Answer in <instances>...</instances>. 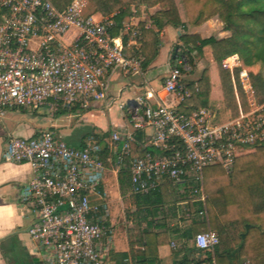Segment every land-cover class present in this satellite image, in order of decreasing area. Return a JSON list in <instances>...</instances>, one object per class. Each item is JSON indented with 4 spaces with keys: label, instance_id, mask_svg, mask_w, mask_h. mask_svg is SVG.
<instances>
[{
    "label": "built area",
    "instance_id": "obj_1",
    "mask_svg": "<svg viewBox=\"0 0 264 264\" xmlns=\"http://www.w3.org/2000/svg\"><path fill=\"white\" fill-rule=\"evenodd\" d=\"M114 25L110 18L97 20L85 13L80 0L64 9L51 0H0V119L10 109L48 103L58 111L87 109L109 98L108 75L114 67L143 74L140 26L128 24L113 36ZM183 63V58L176 59L163 84L174 102L155 100L156 92L148 86L129 101V127L123 134L112 131L108 139L110 150L121 144L110 159L112 171L118 173L130 157L131 193L148 194L167 183L180 194L188 191L189 197L177 203L178 224L192 221L190 201L201 202L199 216L210 220L206 167L231 170L236 157L264 142V103L213 125L210 107L180 112L178 106L190 95L182 80ZM222 67L231 72L241 67L238 55L224 59ZM240 77L245 88L249 78L243 68ZM139 131L145 133L143 155L134 151ZM103 150L94 135L75 147L50 129L8 139L4 160L32 165L21 202L36 214L28 233L39 248L41 264H116ZM183 242L214 253L220 238L209 229ZM191 258L189 264L201 260Z\"/></svg>",
    "mask_w": 264,
    "mask_h": 264
},
{
    "label": "trees",
    "instance_id": "obj_2",
    "mask_svg": "<svg viewBox=\"0 0 264 264\" xmlns=\"http://www.w3.org/2000/svg\"><path fill=\"white\" fill-rule=\"evenodd\" d=\"M51 1L58 9H64L74 0ZM91 1L95 12L104 17L113 15L115 25L111 34L117 36L123 27L124 18L130 14L131 0H123L124 6L115 14L111 0ZM134 2L137 8L142 4L160 6V10L152 15L153 25L158 29L166 24L177 27L187 24L201 26L216 16L220 17L224 29L229 31L228 37L218 39L213 35L203 37L200 34L183 33L179 37V43L175 45L173 63L178 58H184L185 62L180 68L182 73H186L184 68L188 64L192 69L195 68L196 57L203 56L207 46H214L215 53L219 54L221 59L238 55L241 67L235 69L232 76L229 70H224L225 77L229 79L232 116H239L250 110L246 104L247 95L240 77L242 68L248 71L256 103H264V0H182L187 22L182 20L176 0ZM155 27L140 24V56L143 58V69L147 68L159 53V31ZM209 54L214 53L210 51ZM255 67L259 69L256 71ZM185 85L190 95L178 106L180 112L190 113L194 109L210 107L209 70L204 69L199 79H191L185 82ZM126 117L130 119L131 115L126 114ZM137 139L134 151L143 155L146 151L143 148L145 133L139 131ZM100 141L103 142V139ZM102 158L106 166H110V159L114 160L116 154L104 144ZM130 166L131 160L127 156L125 165L118 172L120 192L125 201L130 202L135 209L127 212L133 220V227L128 230L129 251L120 254L111 252L117 264H129V259L135 264H161L156 249L170 242V231L171 234L178 233L181 239L188 240L194 234L209 229L219 235L220 242L214 253L208 252L207 258L195 260L196 264H264V142L253 146L252 151L236 157L231 170H226L221 165H211L204 169L206 206L210 220L199 216L201 202L190 201L188 210L192 215V224L182 233L178 228L172 229L167 221L177 217V203L189 197L188 191L180 194L172 184L167 183L148 194H133ZM144 223L146 227L143 226ZM185 244L176 251L172 264H189L193 260L190 257V249Z\"/></svg>",
    "mask_w": 264,
    "mask_h": 264
},
{
    "label": "crops",
    "instance_id": "obj_3",
    "mask_svg": "<svg viewBox=\"0 0 264 264\" xmlns=\"http://www.w3.org/2000/svg\"><path fill=\"white\" fill-rule=\"evenodd\" d=\"M80 1L85 5V13L93 15L95 19L110 18L114 21L113 15L104 17L101 13L95 12L91 0ZM111 1L115 9L114 14L118 13L124 6L123 0ZM176 2L182 20L187 22L182 0H176ZM130 3V14L124 18L121 32L128 24L140 26V24L144 23L147 27H155L153 25L152 15L160 10L159 5L148 6L142 4L137 8L134 0H131ZM87 8L90 10H87ZM213 24H218V26L213 28ZM158 31L160 39L158 56L147 68L143 69V74H126L120 67H114L108 75L110 87L109 98L94 102L91 107L101 105L110 110L112 104L115 103L119 97H125L129 99V101L134 100L141 96L148 86H151L156 92L154 96L155 100L164 103H173L175 99L163 89V84L174 64L172 57L175 45L179 43V37L183 33L200 34L203 37L213 35L218 39L229 36V31L224 29L223 21L218 16L201 26L187 24L186 26L177 27L172 24H166L163 28L158 29ZM214 50V46H207L204 48L203 56L196 57V66L193 68L195 75L192 80L199 79L204 69L209 70L211 77L210 107L213 111L228 109L230 112L231 93L228 84L229 79L225 77V69L222 67V61L226 58L221 59L220 55L215 53ZM210 51L214 54L210 55ZM194 55H196V53H194ZM230 73L232 76L231 71ZM245 86L246 91L253 95L249 80L247 83L245 82ZM91 107L85 109V111H83V109L76 110L83 111V114H85L80 118H74L72 113L62 114L63 112H61V110L52 109V105L48 103L34 109H10L7 111L4 118L0 119V264H41L42 260L38 246L32 241L28 233L29 227L36 221V214L21 202V191L32 177V165L28 162L16 163L4 160L3 151L7 145L8 139L10 136L32 137L45 129H50L58 138L64 140L71 146L80 147L84 145L91 135H94L99 140L102 138V143L108 146V136L98 133L99 131L96 130L95 125L90 124V120L85 121V117L90 113L86 111L91 109ZM122 107L124 108V105ZM255 107L256 104L251 109ZM79 124H87L90 127L89 129L93 127L92 131L90 132L89 130L84 133L76 134L75 129L77 126L79 127ZM117 127L120 128V130L115 128H113V130H118L123 134L129 127V123H123L122 121L117 124ZM77 129L80 130V128ZM105 129H103V131H105ZM120 146L121 144L115 145L114 148L111 149V152H113L115 148H120ZM108 167L109 169L106 172L111 173L109 179L111 180L114 174L118 181V173L112 171L111 164ZM163 214H166V209L163 210ZM167 222L172 229L178 228L181 233L185 229L191 227L192 224L191 222H182L178 224L177 217ZM143 226L146 227V224L144 223ZM163 230H165V228H163ZM127 241L128 248L126 250L118 251L113 245L112 251L119 254L128 252L130 249L129 238ZM183 241L184 239H181L178 233L171 234L170 231V242L156 249L161 264L173 263L176 251L185 244ZM172 242H177V246H173ZM185 245L190 249V257L197 256L200 257L201 260L207 258L208 252L199 251L187 242ZM113 259L116 261L115 258ZM128 262L129 264H135L131 259H129Z\"/></svg>",
    "mask_w": 264,
    "mask_h": 264
},
{
    "label": "rangeland",
    "instance_id": "obj_4",
    "mask_svg": "<svg viewBox=\"0 0 264 264\" xmlns=\"http://www.w3.org/2000/svg\"><path fill=\"white\" fill-rule=\"evenodd\" d=\"M87 10L90 9L87 8ZM217 26L218 24H213L212 27L216 28ZM190 67L191 65L188 64L184 68L186 73H182L184 75L182 76L183 82L191 81V79L194 78L195 71ZM254 69L257 71L259 68L255 67ZM246 80L245 82L247 83L248 81ZM246 95V104L249 109L253 108L255 104L257 106V103L252 93L250 94L246 91ZM121 105H124V108ZM83 111H85V109H83ZM83 111H65L62 114L72 113L74 115V118H80L82 115L85 114H83ZM86 112L90 113L88 114V116L86 115L87 117H85V121L90 120V124L95 125L96 130L99 131L98 133L108 136L107 138L109 139L110 134L112 133V131H114L113 128L120 130V128L117 127V124L119 122L123 121V123H129V119L126 117V114L130 113L129 99L125 97H119L116 102L112 104L110 110L107 107L99 105L97 107H91V109L87 110ZM230 119L231 111L229 112L228 109H223L220 111L217 110L214 111V116L210 119V123L213 125ZM77 128H80V130ZM77 128V130L75 129V133L80 134L89 130L91 132L93 127L89 129L90 127L87 124H79V127L77 126ZM103 129H105V131H103ZM110 174L111 173L109 172L105 173V187L108 191V208L111 213V221L113 227L112 244L116 247L118 251H123L128 248V230L133 227L132 217L129 216L127 212L133 211L135 208L130 202L125 201L124 196L121 194L118 188V181L116 176L113 174V177L110 180ZM126 197L128 198V195ZM152 252L153 250L150 251V253Z\"/></svg>",
    "mask_w": 264,
    "mask_h": 264
}]
</instances>
